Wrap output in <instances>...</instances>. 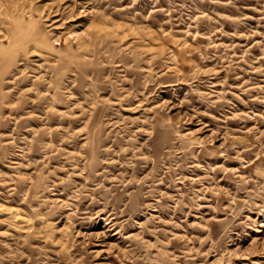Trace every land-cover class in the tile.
I'll list each match as a JSON object with an SVG mask.
<instances>
[{
    "label": "rangeland",
    "instance_id": "374dc122",
    "mask_svg": "<svg viewBox=\"0 0 264 264\" xmlns=\"http://www.w3.org/2000/svg\"><path fill=\"white\" fill-rule=\"evenodd\" d=\"M0 264H264V0H0Z\"/></svg>",
    "mask_w": 264,
    "mask_h": 264
},
{
    "label": "bare ground",
    "instance_id": "6f19581e",
    "mask_svg": "<svg viewBox=\"0 0 264 264\" xmlns=\"http://www.w3.org/2000/svg\"><path fill=\"white\" fill-rule=\"evenodd\" d=\"M9 209H10V208H9ZM15 209H16V208H15ZM11 211L14 212L15 210L13 211V209H10V212H11ZM10 212H9V213H10ZM12 212H11V213H12ZM15 213H16V211L12 214L14 218H15ZM16 215H17V214H16ZM22 217H23V216H21V218H22ZM18 219H20V218H18ZM15 220H17V219H15ZM25 220H27V219H25ZM18 222H19V220H18ZM22 222H23V221H22ZM26 222H27V221H26ZM26 222H25V223H26Z\"/></svg>",
    "mask_w": 264,
    "mask_h": 264
}]
</instances>
